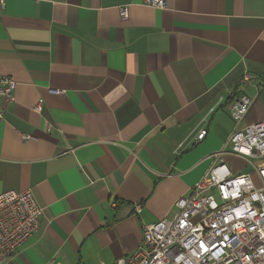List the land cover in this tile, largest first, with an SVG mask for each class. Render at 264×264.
<instances>
[{
	"label": "crops",
	"instance_id": "crops-1",
	"mask_svg": "<svg viewBox=\"0 0 264 264\" xmlns=\"http://www.w3.org/2000/svg\"><path fill=\"white\" fill-rule=\"evenodd\" d=\"M0 74L17 82L0 101V193L43 208L14 264H113L215 163L234 98L253 100L243 125L264 121V0H6Z\"/></svg>",
	"mask_w": 264,
	"mask_h": 264
},
{
	"label": "built area",
	"instance_id": "built-area-1",
	"mask_svg": "<svg viewBox=\"0 0 264 264\" xmlns=\"http://www.w3.org/2000/svg\"><path fill=\"white\" fill-rule=\"evenodd\" d=\"M145 3L166 7V0ZM5 4L6 0H0L2 9ZM120 11L123 18L128 17V7ZM251 78L245 72L241 83ZM16 87L14 77L0 74V101H14ZM252 104L246 94L229 103L236 128L224 147L210 155L215 163L190 194L175 201L173 217L145 224L139 247L113 264H264V121L242 124ZM42 106L43 99L35 110L41 111ZM207 133L208 129H200L193 144H199ZM224 154L247 159L252 170L232 172ZM134 208L140 214L143 202H136ZM42 214L31 190L0 193V264H14L13 257L37 231Z\"/></svg>",
	"mask_w": 264,
	"mask_h": 264
},
{
	"label": "clouds",
	"instance_id": "clouds-1",
	"mask_svg": "<svg viewBox=\"0 0 264 264\" xmlns=\"http://www.w3.org/2000/svg\"><path fill=\"white\" fill-rule=\"evenodd\" d=\"M253 198L256 199V198H258V197H255V196H254ZM261 251H264V249H262Z\"/></svg>",
	"mask_w": 264,
	"mask_h": 264
}]
</instances>
